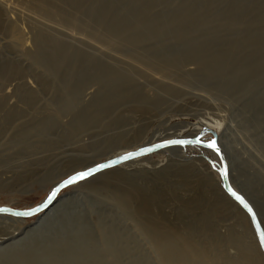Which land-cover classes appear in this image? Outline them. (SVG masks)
<instances>
[{"label": "rangeland", "instance_id": "rangeland-1", "mask_svg": "<svg viewBox=\"0 0 264 264\" xmlns=\"http://www.w3.org/2000/svg\"><path fill=\"white\" fill-rule=\"evenodd\" d=\"M112 1L0 0V68H12L0 76V206L31 209L75 165L204 128L229 138L264 194V47L245 44L264 34V0H192L208 25L189 27L184 41L152 33L140 42L101 25ZM116 1L110 17L127 27L150 4ZM187 2L157 0L151 16L166 22ZM229 13L236 21L227 27L221 15ZM55 45L69 49L59 70L49 64ZM194 48L212 73L187 58ZM106 73L112 81L101 80ZM144 126L140 143L117 151ZM189 155L164 149L66 187L58 196L64 212L40 232L27 233L40 215L0 216V264H166L162 240L203 254V264H252L254 242L245 221V233L237 227L240 211L223 196V210L214 207L219 174Z\"/></svg>", "mask_w": 264, "mask_h": 264}, {"label": "bare ground", "instance_id": "bare-ground-1", "mask_svg": "<svg viewBox=\"0 0 264 264\" xmlns=\"http://www.w3.org/2000/svg\"><path fill=\"white\" fill-rule=\"evenodd\" d=\"M38 1V0H35ZM72 2H78L79 0H71ZM89 1V0H88ZM98 1V0H97ZM141 0H139L140 2ZM192 1V0H191ZM188 2L184 5L181 6V8L177 9L176 11H174L171 16L169 17L168 21L166 22H161L156 20L155 18H153V16H151V5L153 2H157V0H150V4L149 5H144L139 7L138 11H134L135 15H134V21L131 27H127V24L125 22H122L118 17L115 16L113 17V19L110 17V9L113 7V3H119L118 1L114 0L109 4H106L107 6L103 9V12H101V16L100 20L101 21V25L102 26H106L107 29L113 33V35H119L122 36L123 34L127 33L130 34L129 36L135 41V42H140L142 40V35L144 34H152L159 36V37H163L167 34H172L175 35L177 38H179L178 40L180 41H184L185 39H187V34H188V28L189 27H200L199 26V22L202 20L201 19V10L199 9V6L196 4V2L192 1V2ZM196 1V0H195ZM122 5V4H121ZM264 5V4H263ZM127 6V5H125ZM153 6V5H152ZM121 7V6H120ZM123 7V6H122ZM242 8V7H241ZM259 10V9H258ZM240 11V10H239ZM242 11V10H241ZM90 12V11H89ZM205 13V12H204ZM203 13V14H204ZM242 13V12H241ZM262 13V12H261ZM238 14V13H237ZM243 14V13H242ZM249 14V13H248ZM252 14V13H251ZM258 14V13H257ZM207 15V14H206ZM92 16V15H91ZM224 18H226L228 24L227 27H230L232 25H235L233 22L236 21L235 20V13H229V14H223L221 15ZM93 17V16H92ZM95 18V17H94ZM93 18V19H94ZM97 18V16H96ZM111 19V20H110ZM259 20L263 21L264 20V14L261 15L259 17ZM202 22V21H201ZM210 22L208 19H203L202 24L204 26L208 25ZM255 24V23H254ZM226 27V26H225ZM255 27V26H254ZM130 30H127V29ZM261 28V27H260ZM259 28V29H260ZM205 29V28H204ZM258 29V28H257ZM262 30V29H261ZM206 32V31H204ZM262 33V32H261ZM79 36V35H78ZM123 38V37H122ZM121 38V39H122ZM144 38V37H143ZM148 39V38H147ZM252 39V38H251ZM193 40V39H192ZM122 41V40H121ZM125 41V40H124ZM129 43V42H128ZM133 43V42H132ZM131 43V44H132ZM142 43V42H141ZM246 45H252V47L254 46H261L264 47V34L260 36V38L258 39V41L249 43L246 42ZM50 45V44H49ZM193 45V44H192ZM135 46V44H134ZM256 46V47H257ZM189 48V46H188ZM195 51L193 54L187 55V58H191L193 60H195L197 63H199V65H201L202 69L204 71L210 72L212 73L213 71V65L211 63L205 62V58L203 57V55L201 56V50L194 48ZM205 49V48H204ZM227 50V49H226ZM51 51V52H50ZM50 66L51 68L55 69V70H59L61 67V64L63 63V60L67 57V55L69 56V49L67 47H64L63 45L61 46H53L50 49ZM212 53V52H211ZM244 54V52H243ZM234 55V54H233ZM213 56V53H212ZM229 55H227L228 57ZM252 56V55H251ZM256 56V55H255ZM74 57V56H73ZM226 57V58H227ZM235 57V56H234ZM247 57V56H246ZM86 58V57H85ZM184 57L182 58H176L173 59L172 61L175 62L176 64L179 63L181 60H183ZM230 58V57H229ZM251 58V57H250ZM89 59V58H88ZM248 59V57H247ZM190 60V59H189ZM234 60V59H233ZM216 61V60H215ZM226 61V59H225ZM228 61V60H227ZM239 61V60H238ZM194 62V61H193ZM243 62V61H242ZM82 62L80 61V64ZM195 63V62H194ZM220 63V62H219ZM231 63V62H230ZM233 63V62H232ZM249 63V62H248ZM209 64V65H208ZM253 64V63H252ZM221 65V64H220ZM219 65V66H220ZM105 66V65H103ZM215 66V65H214ZM227 66V65H226ZM230 66V65H229ZM108 68V67H107ZM255 68V67H254ZM111 69V68H110ZM254 70V69H252ZM251 70V71H252ZM258 70V69H257ZM10 72H12V68L9 66H4L2 68H0V76L1 75H5V74H9ZM250 72V71H249ZM248 71H245V74L249 73ZM117 73V72H116ZM199 73V72H198ZM227 73V72H226ZM236 73V72H235ZM234 73V74H235ZM238 73V71H237ZM259 73V72H258ZM230 74V73H228ZM233 74V75H234ZM244 74V73H242ZM261 74V73H260ZM219 75V74H218ZM222 75V74H221ZM105 78H101V80H104V82H109L113 80V77L111 76V74L106 73L105 74ZM210 76V75H209ZM6 77V76H5ZM215 77V76H214ZM220 77V76H219ZM239 77V76H237ZM245 77V76H244ZM252 77V76H251ZM249 78V77H247ZM259 78V77H258ZM263 78V77H262ZM109 79V80H108ZM251 79V78H249ZM261 79V77H260ZM217 81V78H216ZM242 81V80H241ZM247 81V80H246ZM261 81V80H260ZM239 82V81H238ZM225 84V83H224ZM244 84V83H243ZM261 84V83H259ZM243 86V85H242ZM247 87V86H245ZM236 88V87H235ZM239 88V86H238ZM240 89V88H239ZM242 89V88H241ZM119 91V90H118ZM243 91V90H242ZM247 91V90H244ZM252 92V91H251ZM247 93V92H246ZM106 97V96H104ZM106 101V100H105ZM108 103V101L105 102V105ZM118 103V102H117ZM151 104V103H150ZM155 104V103H154ZM257 105V104H255ZM115 107V106H114ZM142 110V109H141ZM105 111V107L102 106L100 107V109L96 110V113L98 114H102ZM143 111V110H142ZM146 113V110H144ZM152 111V110H151ZM84 116V115H83ZM125 120V119H124ZM79 121V120H78ZM124 123V122H123ZM86 124V122L84 123ZM206 125V124H205ZM76 126V125H75ZM80 126V125H79ZM197 133H199V130H196V133L191 135V136H180V135H175V134H167L166 136L163 137H158V138H154L149 140L147 143H144L142 145L137 146V148L135 150H137L138 148H141L142 146L145 145H152L156 142H160L162 140H167V139H178V138H191V137H195L197 135ZM185 135H187L185 133ZM201 135V134H200ZM198 135V136H200ZM145 136V126L144 127H140L139 131H136L134 137L130 140V142H128L127 144L120 146L118 148L117 151L119 150H124V149H129L131 148L133 145H137L138 143H140L143 138ZM197 137V136H196ZM232 137V136H230ZM200 140L201 141H206V138H202L200 136ZM219 146L222 148L227 163L229 165V170H230V180H231V184L233 186V188L238 191L239 193H241L255 208L259 219L261 221V224L264 228V194L263 191L260 190V188H258L259 185L257 182H259V178L257 181H254L253 178L250 175L245 174L242 167L243 165H241L240 163V156L237 155V153L235 152L234 147H232V143L229 140V138L224 137L223 135H219V140H218ZM236 144V143H235ZM234 144V145H235ZM192 147H173V148H169L168 151L171 152L172 154H174L175 152H186V153H191L192 155H189L188 158H199L202 159L204 161H206L205 157L213 160L215 162V167L213 168V166H210V164L208 163L209 167L213 170H216V172L219 174L220 176V171L222 169V165L219 161V159L217 158V154L214 153L213 151L210 150H206L202 147L199 146H195L194 148L198 149L200 152L198 153H194L191 150ZM187 149V150H186ZM237 150V149H236ZM134 151V150H133ZM131 151H125V152H119L114 154L113 156H111L110 158H107L104 161L101 160H93V161H88L85 163H80V165H75L73 167H71V169H69L68 171H66L64 173V175H62L63 177H65L64 179H66L67 177L77 173V172H82L85 171L91 167H94L100 163L109 161L115 157H119L121 155H125L127 153H129ZM181 155V154H180ZM183 155V153H182ZM185 158V157H184ZM242 158V157H241ZM240 158V159H241ZM243 159V158H242ZM184 160V159H183ZM199 162H202L200 160H198ZM245 161V160H244ZM130 164L133 163H137V160H133L130 162H127ZM217 163V164H216ZM181 166V165H180ZM184 166V165H183ZM187 166V165H186ZM184 167L182 169L183 173L187 176L188 174H190V172L192 171V168L190 166L188 167ZM193 166V165H192ZM248 165H246L247 167ZM179 167V166H178ZM182 167V166H181ZM179 167V168H181ZM195 168V167H194ZM244 168V167H243ZM196 173L198 171H195ZM249 172V171H248ZM199 173V172H198ZM197 173V174H198ZM105 173L102 174H97L95 175L93 178L89 179L87 181V183H89L90 181H93L95 178L103 175ZM194 174V173H193ZM201 174V173H200ZM250 174H252L250 172ZM199 175V174H198ZM197 175V176H198ZM258 175V174H257ZM254 176V175H253ZM192 177V176H190ZM194 177V176H193ZM200 177V176H199ZM198 177V178H199ZM197 178V179H198ZM255 178V177H254ZM201 180V179H199ZM256 180V179H255ZM220 181H221V177H220ZM202 183V181H200ZM204 183V181H203ZM260 183V182H259ZM217 191V190H216ZM220 193L222 195H215V199H214V207L215 209H217L218 211L223 210V206H225V202L223 201V199H227V201L233 205L234 207H236V209H238L242 215L241 220H239V222L237 223V227L239 228L240 233H242V231L245 233V224L243 223L244 221L246 222L247 226H248V234L251 236L252 240H253V246L254 248H252V251L250 252V254L248 255V259L252 264H264V253L262 252L258 241L256 239L254 230L252 228L251 222L249 217L247 216V214L233 201L231 200V198H229L227 196V194L223 191L222 189V182L220 183V188L219 190ZM219 193V192H218ZM224 198H223V197ZM64 200H62L60 197H58L56 199V201L48 208L46 209L43 213L40 214V216L38 217V224L35 225V227L31 228L27 233L32 234L34 232H40L41 230L49 227L50 225H52L56 220L59 219L60 215L64 212L66 206L64 205ZM227 206V205H226ZM233 213V212H232ZM239 215V214H238ZM12 217V216H10ZM235 217V216H234ZM2 219V218H1ZM19 219V218H18ZM237 220V219H236ZM20 222H25V221H21L18 220ZM243 221V222H242ZM159 238V237H158ZM242 238V237H241ZM195 247V246H194ZM256 247V248H255ZM160 250L164 253L165 255V259H166V264H188L191 263L192 264H203L205 259L203 254L201 253H197V254H193L189 249L185 250V251H178L175 247H173L171 244L168 243L167 240H162L161 244H160ZM197 250V249H196ZM41 257V256H39ZM41 261L42 258H40ZM244 261V260H242ZM82 262V261H81Z\"/></svg>", "mask_w": 264, "mask_h": 264}, {"label": "water", "instance_id": "water-1", "mask_svg": "<svg viewBox=\"0 0 264 264\" xmlns=\"http://www.w3.org/2000/svg\"><path fill=\"white\" fill-rule=\"evenodd\" d=\"M206 133H211L213 138L210 141H201L200 140V136L203 138L205 136ZM201 134V135H200ZM198 135H196L195 137H191V138H178V139H167V140H162L160 142H156L154 144H150V145H145L142 146L141 148H138L137 150L131 151L125 155H121L119 157H115L109 161L100 163L94 167H91L89 169H95L97 168L99 165H109V167H105L103 169H101L100 171L95 172L92 176H95L105 170L120 166L122 164H125L127 162L133 161V160H137L139 158L151 155L155 152L164 150V149H169V148H173V147H195V146H199L202 147L206 150H210L213 151L214 153H216L219 157L220 163L222 165V169L220 171V177H221V182H222V189L223 191L227 194V196L229 198H231V200H233L249 217L252 228L254 230L256 239L258 241V244L262 250V252L264 253V247H262L260 245V233L261 231H264V228L261 224V221L259 219V216L255 210V208L253 207V205L238 191H236L232 184H231V180H230V170H229V165L227 163L225 154L222 150V148L219 146L218 140H219V135L213 131V130H209L207 128H204V131H202V133H200ZM177 141H188L189 143H176ZM215 142L216 148L219 149V151L214 150L212 147H209V145ZM206 161L210 164V166H213V168L215 167V162L213 160H210L208 158H206ZM217 164V163H216ZM89 169L85 170L88 171ZM83 172V171H82ZM79 173V172H77ZM77 173L71 175L74 176ZM90 176V177H92ZM70 177V176H69ZM67 177L66 179L62 180L61 182L57 183L53 189L50 191V193L48 194V196L42 201L40 202L38 205H36L35 207L31 208V209H15V208H11L9 206H0V216H12L14 218H19V219H27V218H31V217H35L40 215L41 213H43L46 209H48L58 198L59 194L62 192L63 189H65L66 187H62V185L64 184V182L69 178ZM88 177V178H90ZM86 178V179H88ZM59 188L60 191L57 195V197L52 200L51 202H49L48 198L51 195L52 191H54L55 189ZM237 193L239 196L243 197L244 200L247 202V204L249 205V207L252 209V211L250 212L247 208H245L233 195L232 192ZM20 215H17V214ZM23 213H31L30 215H23ZM253 213L255 214V217H253Z\"/></svg>", "mask_w": 264, "mask_h": 264}, {"label": "snow or ice", "instance_id": "snow-or-ice-1", "mask_svg": "<svg viewBox=\"0 0 264 264\" xmlns=\"http://www.w3.org/2000/svg\"><path fill=\"white\" fill-rule=\"evenodd\" d=\"M176 143H189L188 141H177ZM209 147H212L214 150L219 151L218 148H216L215 142H212ZM105 167H109V165H99L97 168L95 169H89L88 171H83V172H79L74 176H70L62 185V187H68L70 185H74L76 183H79L83 180H85L86 178L92 176L95 172L100 171L101 169L105 168ZM60 189L57 188L54 191H52L51 195L49 196L48 200L49 202H51L52 200H54L58 193H59ZM232 195L245 207L247 208L250 212L252 211V209L249 207V205L247 204V202L244 200L243 197L239 196L237 193H235L234 191L232 192ZM31 213H23V215H30ZM17 215H20L19 213ZM253 217H255V214L253 213ZM260 245L262 247H264V231H261L260 233Z\"/></svg>", "mask_w": 264, "mask_h": 264}]
</instances>
